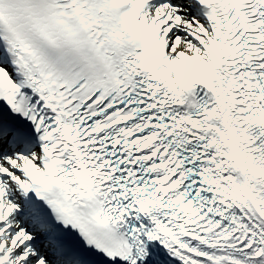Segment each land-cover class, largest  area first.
<instances>
[{"label": "snow or ice", "instance_id": "6c2138e0", "mask_svg": "<svg viewBox=\"0 0 264 264\" xmlns=\"http://www.w3.org/2000/svg\"><path fill=\"white\" fill-rule=\"evenodd\" d=\"M0 264H264V0H0Z\"/></svg>", "mask_w": 264, "mask_h": 264}]
</instances>
